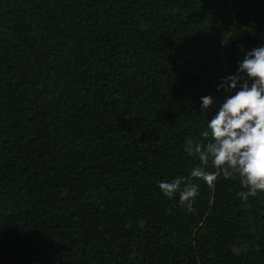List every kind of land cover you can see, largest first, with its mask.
I'll use <instances>...</instances> for the list:
<instances>
[{"label": "trees", "instance_id": "obj_1", "mask_svg": "<svg viewBox=\"0 0 264 264\" xmlns=\"http://www.w3.org/2000/svg\"><path fill=\"white\" fill-rule=\"evenodd\" d=\"M262 44L264 0H0V264H264V193L158 187Z\"/></svg>", "mask_w": 264, "mask_h": 264}, {"label": "clouds", "instance_id": "obj_2", "mask_svg": "<svg viewBox=\"0 0 264 264\" xmlns=\"http://www.w3.org/2000/svg\"><path fill=\"white\" fill-rule=\"evenodd\" d=\"M217 87L234 94L227 95L207 120V130L201 133L206 141L188 138L184 145L185 153L199 164L187 177L158 185L165 197L178 195L180 206L188 213L195 211L194 201L199 195L194 180L215 188L221 177L236 179L246 189L237 193L244 202L264 193V44L248 51L235 74L223 77ZM212 104L210 96L201 97V110ZM209 165L213 171L206 170Z\"/></svg>", "mask_w": 264, "mask_h": 264}]
</instances>
